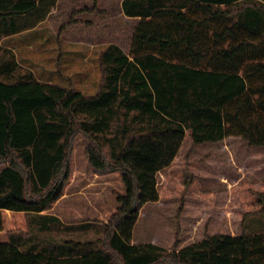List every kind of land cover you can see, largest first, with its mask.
<instances>
[{
  "label": "trees",
  "instance_id": "trees-1",
  "mask_svg": "<svg viewBox=\"0 0 264 264\" xmlns=\"http://www.w3.org/2000/svg\"><path fill=\"white\" fill-rule=\"evenodd\" d=\"M56 1L0 0V39L33 27ZM121 7L138 17L130 45L126 52L110 42L100 51L93 94L34 78L0 79V264H264V233L244 229L249 216L264 212V182L249 179L230 186L229 215L207 214L197 239L177 231L169 248L131 242L141 207L159 198L157 172L186 134L194 144L239 138L264 147V0H122ZM79 134L89 165L116 171L123 188L104 239L72 240L80 248L56 255L23 251L16 235L28 232L29 213L62 194ZM180 178L178 216L198 220L187 195L198 184L186 169ZM233 210L231 230L224 219Z\"/></svg>",
  "mask_w": 264,
  "mask_h": 264
},
{
  "label": "rangeland",
  "instance_id": "rangeland-1",
  "mask_svg": "<svg viewBox=\"0 0 264 264\" xmlns=\"http://www.w3.org/2000/svg\"><path fill=\"white\" fill-rule=\"evenodd\" d=\"M121 4L122 0H57L41 24L0 39V79L34 78L93 94L101 79L100 51L110 42L126 52L130 45L138 17L125 15ZM86 7L89 9L78 11ZM207 154L214 155L215 160L202 161ZM68 166L62 194L42 212L50 216L29 213L28 232L16 235L23 247L37 242L36 250L56 255L80 248L65 244L62 249L58 242L65 239L93 243L104 239L108 215L118 205L117 195L123 193L120 178L116 171L99 172L89 165L80 134L74 140ZM182 169L198 184L187 192L196 213H200L198 220L185 214L178 216L181 200L174 181L181 179ZM156 179L159 198L141 207L132 241L155 242L169 248L177 231L181 239L200 237L207 228V214L229 215L224 197L234 183L249 179L258 186L264 182V147L250 146L239 138L194 144L186 134L173 161L157 172ZM199 190L210 191V196L203 198ZM212 198L216 199L214 203ZM233 212L224 219L231 230L236 226L233 217L237 213ZM224 220L214 226L215 230L223 229ZM262 224L264 212L251 215L244 222L245 232L255 233L264 228Z\"/></svg>",
  "mask_w": 264,
  "mask_h": 264
},
{
  "label": "crops",
  "instance_id": "crops-1",
  "mask_svg": "<svg viewBox=\"0 0 264 264\" xmlns=\"http://www.w3.org/2000/svg\"><path fill=\"white\" fill-rule=\"evenodd\" d=\"M52 9V8H51ZM50 12V11H49ZM42 20L43 19H41V20H39L36 24L37 25H39V24H41V22H42ZM35 24V25H36ZM19 33V32H18ZM15 34H17V33H15ZM11 35H13V34H11ZM9 36V35H8ZM4 37V36H3ZM43 211H41V212H34V213H37V214H39V215H43V216H45V215H48V216H50L48 213H42ZM52 219V218H51ZM56 220V219H55ZM56 221H59V220H56ZM264 226V224H262V226H261V228ZM256 232H262V233H264V228H262L261 230H257ZM41 240H44V239H39V241L38 242H43V241H41ZM132 243H137V242H134V241H131ZM49 243H56L55 241H51V242H49ZM58 243H61V246L62 245H64V244H70V243H72V240L71 239H65V240H63V241H61V242H58ZM18 246H19V248L21 249V250H23V251H25V250H33V251H39V250H36L35 249V246L36 245H38V244H40V243H37L36 242V244L35 243H30V245L28 246V247H23L24 245V243H16ZM51 247H53L52 249H54V247H55V245L53 244V245H51ZM45 252V251H44ZM47 253H52L51 251L50 252H47Z\"/></svg>",
  "mask_w": 264,
  "mask_h": 264
}]
</instances>
